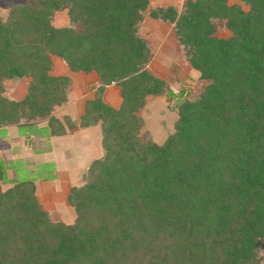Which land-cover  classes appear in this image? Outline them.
I'll return each instance as SVG.
<instances>
[{
	"label": "trees",
	"instance_id": "obj_1",
	"mask_svg": "<svg viewBox=\"0 0 264 264\" xmlns=\"http://www.w3.org/2000/svg\"><path fill=\"white\" fill-rule=\"evenodd\" d=\"M34 0L0 16V129L46 121L67 101L72 72H95L79 127L99 125L103 155L72 186L71 223L53 220L34 181L7 178L0 162V264H260L264 244V0ZM241 2L247 6L244 9ZM65 9L68 24L52 16ZM173 26L190 65L208 81L188 99L178 91L174 131L158 144L140 135L147 96L172 94L147 65L139 32L145 13ZM230 31L217 34L218 26ZM27 78L19 100L4 81ZM119 87L120 105L103 100ZM68 129L75 127L63 118ZM12 183L3 188L4 184Z\"/></svg>",
	"mask_w": 264,
	"mask_h": 264
},
{
	"label": "rangeland",
	"instance_id": "obj_2",
	"mask_svg": "<svg viewBox=\"0 0 264 264\" xmlns=\"http://www.w3.org/2000/svg\"><path fill=\"white\" fill-rule=\"evenodd\" d=\"M235 2L240 3L237 0H228L229 4ZM19 3L32 4L34 0H0V16L4 18L9 9L13 5ZM182 3L183 0H149L150 7L172 5L180 9ZM241 5L244 9H247V6L242 2ZM145 15L146 19L144 20L143 18V21L139 25V32L147 39L151 49V58L147 68L152 74L166 82L173 95L163 93L161 95L147 96L144 107L138 111V115L144 121V125L140 130V135H147L154 142L161 144L167 135L174 131V123L177 119L176 103L178 99L176 94H178V91L183 88L185 92H187L185 97L193 99L200 94L208 81L200 78L199 71L193 68L185 58L182 45L175 39L173 26L151 18L147 12ZM52 23L55 26L67 25L68 17L66 10H57L52 16ZM217 34L221 37H227L230 35V31L220 24ZM53 60L58 69L57 71H65L66 65L60 57L54 56ZM94 76L97 78L96 73L87 75L80 72L70 77L74 84L80 86L83 92V90L88 87L87 82ZM15 81H17L16 92L12 97L20 99L26 93L27 79L24 77L20 79L17 78ZM111 95L113 96L111 98L114 99L120 97L117 86L110 87L107 94H105L108 103L115 104L116 102L114 99H109ZM78 103V106L82 104L83 107V100ZM12 129L13 128L9 130L11 131ZM24 133H26L25 130L19 132V135L22 136ZM41 134L42 132L39 133V135ZM9 140L10 137L6 136V129H0V147H2L3 143L4 145L6 142L9 143ZM0 162L7 168V178L12 177L11 175L14 174L13 178L15 181L30 179L36 183L39 190L44 189L45 186L55 185L57 189L55 191L53 190L54 192H36L39 200L42 201L41 203L46 208H49V215L53 220H62L64 222L72 221L75 212L66 199L68 193L65 191V189H67V180L59 179L57 171L59 166L57 164L52 161L44 162L42 160L36 163L26 162L19 157H9L7 151L4 149L2 151L0 150ZM45 179L48 182H45ZM83 182L84 176L82 180L79 181L80 185ZM50 183L51 185H49ZM260 256V264H264V244Z\"/></svg>",
	"mask_w": 264,
	"mask_h": 264
},
{
	"label": "crops",
	"instance_id": "obj_3",
	"mask_svg": "<svg viewBox=\"0 0 264 264\" xmlns=\"http://www.w3.org/2000/svg\"><path fill=\"white\" fill-rule=\"evenodd\" d=\"M145 19H146V15L144 16V20ZM53 57L54 55L51 56V61H52L51 74L67 75L70 77L73 76V74L80 73V72H72L68 68L65 62H64V64L66 65L65 71L64 70L57 71L58 69L55 66ZM92 73L95 72H90L85 74L90 75ZM15 79L17 78L4 81V95L11 99H15L12 97V95L16 92L17 81H15ZM98 83H99L98 76L97 78H95V76L92 77L87 82L88 87L84 89L82 92L80 86L74 84L71 78V85L67 95V101L61 106L55 107L53 111V116L58 118L63 123L66 129V132L64 134L54 135L49 133L46 127L47 124L46 121L39 122L37 127L33 128L31 131L25 129L26 133H24L22 136L19 135V129L17 128V126L15 125L5 126L1 129H6V136L10 137L9 140L10 142L9 143L6 142L7 144L5 143V145L3 143L2 147H0V150L2 151L4 149L5 151H7L9 157L12 158L19 157L26 162L36 163V162H40L41 160L44 162H50V161L54 162L59 166L57 168L59 179L67 180V184H66L67 189H65L66 192H69V189L72 186L80 185L79 181L82 180L83 175L86 172L89 164L94 159L99 158L103 155V148L101 145L102 134H101L100 126L94 125L84 128L78 126V119L84 112L85 102L87 99H90L93 96L94 87ZM112 86L114 87L116 85L111 84L105 87V90L103 92V100L107 104L117 108L120 105L121 97L119 98L116 97L115 99L111 98L113 97L112 95L109 97L110 100L114 99L116 105L113 103L111 104L108 103V101L105 98V94H107L108 89ZM118 94L120 95L119 87H118ZM15 100H19V99H15ZM82 100H83V107L82 104L78 106L79 105L78 102ZM64 117H68L72 122H74L75 127L72 129H68V127L64 123L63 120ZM11 128L13 129L10 131L9 129ZM41 132L42 134L45 135L42 134H41L42 136L39 135V133ZM13 175L14 174L11 175L12 177L8 176L9 177L8 179L11 182L14 180ZM44 181L48 182L46 179ZM11 184L12 183L4 184L3 188L9 187ZM49 185H51V183ZM35 187H36V192H51L57 189V187L53 184L52 186H48V187L45 186L44 189L41 190L37 188L36 183H35ZM36 196L39 200L37 193ZM43 207L46 210L49 209L48 207L46 208L44 205ZM72 221L66 223H71Z\"/></svg>",
	"mask_w": 264,
	"mask_h": 264
}]
</instances>
